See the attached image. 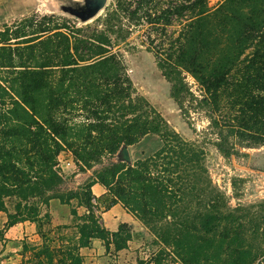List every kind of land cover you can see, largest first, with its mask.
<instances>
[{"label": "trees", "instance_id": "obj_1", "mask_svg": "<svg viewBox=\"0 0 264 264\" xmlns=\"http://www.w3.org/2000/svg\"><path fill=\"white\" fill-rule=\"evenodd\" d=\"M168 1L164 6L163 0H116L111 10L95 19L102 20L104 28L95 24L90 36L74 37L75 43L60 31L41 38L48 27L34 25L32 17L15 29L0 31V210L7 211L5 198H14V212L8 213L6 226L26 220L36 223L43 239L34 255L38 260L44 253L47 264H82L79 249L88 247L93 238L104 240L106 248L127 246L128 224L120 223L116 231H110L93 211L91 187L96 182L108 190L106 208L122 203L158 232L163 243L180 249H194L192 238L198 229L211 232L227 219L215 211L219 205L214 190L196 181L203 149L170 131L158 113L148 110L144 97L132 95L131 80L116 55L108 51L109 33L120 37L123 27L117 19L121 12L131 20L145 21L151 29L189 13L184 31L171 41L165 56L158 57V67L172 82L177 97L189 93L183 71L198 81L203 90L199 103L207 105L211 126L218 128L214 144L228 156L236 151L235 143L223 136L214 115L222 105L232 114L225 127L233 141L264 144V0H223L214 9L207 0ZM211 25L218 26L219 35L225 33L229 41L219 42ZM30 26H36L32 33L26 30ZM34 33L38 35L28 37ZM11 39H21L18 44L23 45L13 46ZM249 46L253 50L245 56L240 75L229 76ZM76 116L81 118L75 120ZM150 134L164 140L151 155L131 164L109 162L80 188L60 189L64 178L58 155L62 150L71 151L84 170L104 155L113 156L122 145H133ZM53 198L64 204L77 199L86 209L78 218L74 244L51 248L46 242L49 239L41 226L49 223L50 215L42 214L40 208ZM194 198L205 200L203 209L193 214L184 209L185 216L174 219L179 215L177 203L187 200L189 205ZM76 213L72 208L71 214ZM166 217L167 222L159 223ZM238 245L229 254L234 259L244 249ZM27 247L24 244L23 249ZM51 249L61 250L63 257L54 262Z\"/></svg>", "mask_w": 264, "mask_h": 264}, {"label": "rangeland", "instance_id": "obj_2", "mask_svg": "<svg viewBox=\"0 0 264 264\" xmlns=\"http://www.w3.org/2000/svg\"><path fill=\"white\" fill-rule=\"evenodd\" d=\"M75 1L82 2L83 0ZM207 1L208 7L214 9L223 0ZM68 3L69 0H0V31L15 29L22 21L32 17L34 25L42 23L43 26L48 27L47 32H44L41 38L60 31L68 34L70 42L75 43V38L90 36L95 30V24L98 29L104 28L102 20L95 19L111 10L116 0H107L99 14L88 21H81L60 8L61 5ZM167 4L169 1L163 0L161 5ZM189 17L188 12L181 17L173 16L169 24H157L156 29H151L145 21L131 20L121 12L117 19V25L123 27L119 32L120 37L117 33H109L111 43L107 47L109 53L116 55L121 70L131 80L135 90L132 95L137 94L144 97L148 102V110L158 113L160 118L167 123L170 131L178 133L182 139L193 142L203 149L202 166L198 169L196 181L198 180L202 187L214 190L215 199L219 205L215 211L227 219L220 221L218 227L211 232L205 233L202 229H198L197 235L192 238L194 249H180L163 243L158 232L151 231L150 225H146L132 215L136 218L137 224L133 226L128 223L130 239L124 248L129 253L124 254L118 260L114 257L117 250L113 244L106 248L104 240L93 238L85 250L87 253L80 254L83 258L82 264H102L104 249L102 247L98 249L102 245L107 249L106 253L109 252V256H106L112 264H168L176 260L196 263L195 259H200L199 264H264V144L233 141L225 127L232 114L229 113L226 105H222L214 115L217 116L218 125H221L223 136L232 140L235 143L233 148L236 149L228 156L222 154L214 144V141L218 140V128L211 126L207 105L199 103L203 90L198 81L190 73L183 71V81L189 93L183 92L177 97L172 93V82L162 74L158 67V57L165 56V51L169 49L171 41L184 31L185 25L191 19ZM35 28L36 26H30L26 30L32 33ZM211 28L215 38L220 39L219 42L229 41L225 33L219 35L218 26L211 25ZM36 35L38 34L34 33L28 37ZM21 41V39H11L10 42L13 46H17L23 45L18 44ZM252 50L253 46H249L243 55L238 57L229 76L235 78L240 75L243 60ZM158 53L161 55L157 56ZM80 118L76 116L75 120ZM163 143L164 140L160 135L150 134L133 145H125L130 156V161L125 162L131 164L137 159H143L154 153ZM121 147L113 156L104 155L99 163L84 170L78 167L71 151L62 150L58 155V167L64 178L60 189L63 191L78 189L94 178L95 173L109 162L121 161L118 154ZM179 181L184 182V180ZM96 183L101 190H106L104 194L96 196L99 193V187H91L94 195L92 198L93 211L100 224L104 226L101 212L109 203L108 190L103 184ZM203 201L205 200L199 198L190 199L189 205L187 200L179 201L177 203L179 215L174 219L183 218L184 209L192 214L197 210H202ZM14 202V198H5L7 211L0 210V264H39L40 262L47 264L46 254H41L39 260L34 256L43 242L38 234L36 223L26 220L33 224V226L26 224V232H21L20 228L9 231L10 227L6 226L8 213L14 212ZM72 208L76 209L75 215L71 214ZM40 209L42 214L47 212L50 215L49 223H43L41 231L47 234L49 240L46 242L51 248L74 244L77 241L76 224L80 221L78 218L86 213L85 207L79 205L77 199H72L69 204L65 203V208L62 210L55 209V206L52 207L50 201L47 206L41 204ZM54 216L59 218L54 219ZM167 221L168 217L163 218L159 223ZM196 223L198 227L201 226L200 219ZM24 233L27 234L24 235ZM224 237L226 240L220 243ZM93 240L98 241L100 245L91 249L89 247L93 248L91 245ZM230 240H232V245H229ZM212 241L215 242L212 243ZM24 244L28 246L25 250L23 249ZM238 244H241L244 249L234 259L229 254L232 252V247ZM98 251L102 253L97 254ZM49 253L54 262L63 257V252L58 249H51ZM90 257L92 260L88 259ZM95 260L98 262L96 263Z\"/></svg>", "mask_w": 264, "mask_h": 264}, {"label": "crops", "instance_id": "obj_3", "mask_svg": "<svg viewBox=\"0 0 264 264\" xmlns=\"http://www.w3.org/2000/svg\"><path fill=\"white\" fill-rule=\"evenodd\" d=\"M94 187H99V190H98V194H96V196H99V195H102L105 193L106 190H101V187L98 185V183H95L92 185V188ZM50 204L52 207L55 206V209H59V210H62V208H65V204L61 203L58 199L56 198H53L50 200ZM55 213L53 212V215ZM59 217L57 216H54V219H58ZM101 219L103 220V224L104 226L110 230V231H116L118 229V226L120 223H129L130 225H136L137 224V221L135 220L136 218H134V216H132V214H130L129 212H127V210L123 207V205L120 203V202H117L115 204H113L112 206H110L109 208H105L103 210V212H101ZM53 221V220H52ZM26 224H30V222H18L16 224H14L13 226H10V229L9 231L13 230V229H18L20 228L21 229V232H26ZM30 226H33V224H30ZM27 233H24V235H26ZM93 245V248L92 246H90L89 248L91 249H94L95 246L97 245H100V243L96 240H93L92 241V244ZM102 245V244H101ZM104 249V253L102 255V261L103 263L102 264H112V263H109L108 260H110L106 255L109 256V252L106 253L104 246H100V248L98 247V249ZM88 247H85V248H81L80 249V254H85L87 253L85 250L87 249ZM84 250V251H83ZM102 252L101 251H98L97 254H101ZM126 253H129V251L127 249H120V250H117L116 251V255H114V257L118 258H121L122 256H124V254L126 255ZM89 260H92V257L88 258ZM115 261V260H114ZM95 262L97 263L98 260H95ZM98 264V263H97Z\"/></svg>", "mask_w": 264, "mask_h": 264}, {"label": "water", "instance_id": "obj_4", "mask_svg": "<svg viewBox=\"0 0 264 264\" xmlns=\"http://www.w3.org/2000/svg\"><path fill=\"white\" fill-rule=\"evenodd\" d=\"M106 2L107 0H83L82 2L69 0L68 4H63L60 8L81 21H88L99 14ZM118 154L121 161H130L129 151L125 145H122Z\"/></svg>", "mask_w": 264, "mask_h": 264}, {"label": "built area", "instance_id": "obj_5", "mask_svg": "<svg viewBox=\"0 0 264 264\" xmlns=\"http://www.w3.org/2000/svg\"><path fill=\"white\" fill-rule=\"evenodd\" d=\"M168 264H185V263L181 260H176V261H170Z\"/></svg>", "mask_w": 264, "mask_h": 264}]
</instances>
